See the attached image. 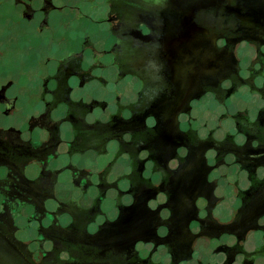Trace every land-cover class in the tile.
I'll return each instance as SVG.
<instances>
[{
	"label": "water",
	"instance_id": "obj_1",
	"mask_svg": "<svg viewBox=\"0 0 264 264\" xmlns=\"http://www.w3.org/2000/svg\"><path fill=\"white\" fill-rule=\"evenodd\" d=\"M18 3L59 49L0 81V264H264V0Z\"/></svg>",
	"mask_w": 264,
	"mask_h": 264
},
{
	"label": "flooded vegetation",
	"instance_id": "obj_2",
	"mask_svg": "<svg viewBox=\"0 0 264 264\" xmlns=\"http://www.w3.org/2000/svg\"><path fill=\"white\" fill-rule=\"evenodd\" d=\"M12 0H0V81L6 82L9 77L25 84L29 79V87H20L19 98L16 100L17 107L24 106V102L31 98V94L40 93V77L35 70L39 68L38 59H45V50L49 53L59 49V44L51 42L52 32L44 28L37 33L35 25L37 19L32 18L26 24V18L22 19V27L19 19L23 6L18 3L13 8ZM4 14L12 16L5 17ZM48 43V44H47Z\"/></svg>",
	"mask_w": 264,
	"mask_h": 264
}]
</instances>
